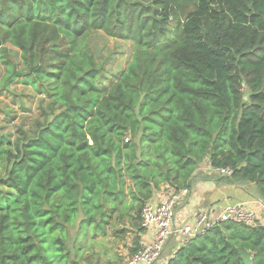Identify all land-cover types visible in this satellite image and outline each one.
<instances>
[{"label": "trees", "instance_id": "trees-1", "mask_svg": "<svg viewBox=\"0 0 264 264\" xmlns=\"http://www.w3.org/2000/svg\"><path fill=\"white\" fill-rule=\"evenodd\" d=\"M96 32L134 44L107 90ZM0 59V92L45 98L0 133V264H121L89 253L113 214L142 232L155 192L204 162L264 200V0H0ZM168 264H264V225L222 222Z\"/></svg>", "mask_w": 264, "mask_h": 264}, {"label": "rangeland", "instance_id": "rangeland-1", "mask_svg": "<svg viewBox=\"0 0 264 264\" xmlns=\"http://www.w3.org/2000/svg\"><path fill=\"white\" fill-rule=\"evenodd\" d=\"M89 46L94 52L96 59L105 65L104 76L97 82L104 90L109 89L120 77L123 70L127 67L134 53V44L129 40H119L106 36L102 32L93 33L88 40ZM9 52L17 63L21 65L20 52L17 48L8 45ZM4 75V65L0 59V80ZM45 98L38 95L34 88L25 85L22 81H16L11 85L7 92H0V133L4 134L11 139L15 137L17 126L24 124L29 128L33 119L39 116V106ZM199 173H204L207 177L208 162H204ZM218 179L221 176L214 175ZM164 189V188H161ZM160 189V190H161ZM159 190V191H160ZM132 224L123 223L118 221L116 214L112 216V225L109 228L111 234L117 237V232L121 229H127V234L123 240H116L113 236H108L101 239L100 236L96 237L90 243V251L92 254H100L102 261L111 259L112 261H119L123 264L131 256L130 250L136 249L134 243V233H131ZM89 239V238H88ZM128 242L133 245L130 247ZM85 240L82 244H86ZM149 243V242H148ZM144 246L147 243L141 242ZM128 245V249L126 248Z\"/></svg>", "mask_w": 264, "mask_h": 264}, {"label": "built area", "instance_id": "built-area-1", "mask_svg": "<svg viewBox=\"0 0 264 264\" xmlns=\"http://www.w3.org/2000/svg\"><path fill=\"white\" fill-rule=\"evenodd\" d=\"M212 169V168H211ZM221 176L230 175V170L212 169ZM190 193V189L176 191L166 187L163 190L161 200L157 203H146L142 210L141 228L144 231L153 232V240L132 254L124 264H168L174 255H167L165 247L174 236H181L184 243L204 235L214 226L227 221L245 225H264V200L256 204H239L217 210L211 207L198 210L194 222L175 221V210Z\"/></svg>", "mask_w": 264, "mask_h": 264}, {"label": "crops", "instance_id": "crops-1", "mask_svg": "<svg viewBox=\"0 0 264 264\" xmlns=\"http://www.w3.org/2000/svg\"><path fill=\"white\" fill-rule=\"evenodd\" d=\"M207 170L209 172H207L208 175L205 177L203 172L199 173L203 170L198 169L192 187L190 188L189 195L177 205L175 210V221L177 223L180 221L193 223L195 214L198 210H204L211 207H215L217 210H220L239 204H256L263 200L257 193L254 185L232 183L225 178L220 180L214 177V175L218 176V174L212 171L209 163ZM222 177L226 176H221L220 178ZM163 190L164 189L156 191L151 202H159L161 200ZM131 233H134L135 239L138 238L140 245L141 242L148 243L153 240L152 231L143 230L142 232H136L133 230ZM183 243L184 241L181 236L176 235L172 237L166 244L165 253L167 255H174ZM128 245L133 247V245L129 242ZM128 245L126 247L127 249ZM121 264H123V260Z\"/></svg>", "mask_w": 264, "mask_h": 264}]
</instances>
